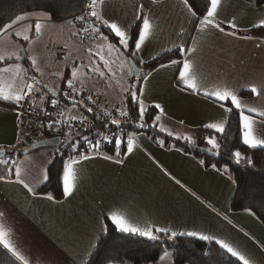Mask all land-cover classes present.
<instances>
[{"label":"crops","instance_id":"obj_1","mask_svg":"<svg viewBox=\"0 0 264 264\" xmlns=\"http://www.w3.org/2000/svg\"><path fill=\"white\" fill-rule=\"evenodd\" d=\"M97 11L110 21L131 24V31L137 22L142 23L135 20L137 12L150 16L154 35L135 56L131 51L112 56L113 52H104L108 42L102 41L99 46V38L94 45L99 49L96 52L109 59L111 74L115 69L113 64L126 61L132 71L128 59L143 70L138 79L128 83L129 86L137 84L144 87V95L140 98L146 111L152 109L153 123L155 121L159 130L163 128L162 132L166 135L172 133L166 139L180 140L186 144V148L166 144L164 140L162 145L144 133H129L128 139L131 136L135 145L131 153L127 152L125 143L120 148L119 156L115 148L102 150L94 158L82 161L77 166L78 175L72 194L67 198L63 195L59 201H50L45 198L46 194H38L37 191L46 182L39 181L45 170L48 175L56 149L50 152L44 148L31 150L32 145L25 142L28 139L20 134L17 114L10 108L13 104L0 100V149L4 152L0 159H6L12 168L11 176L0 180V212L4 213L0 223L10 229L13 244L29 259L30 264H85L95 250L91 245L96 242L102 227L106 224L114 228L107 216L117 211L134 223L147 221L178 233L196 231L215 236L230 243L251 264H264V224L251 212L230 210L234 191L231 175L223 171L224 167L213 169L203 160L204 155L192 149L199 130L219 133L205 128V124L222 123L225 128L230 113H225L220 104L233 107L231 101L217 102L214 97H206L203 91L197 93L193 89H185L177 79L182 63L165 68L146 67L150 60L164 53L179 50L180 47L194 48L196 51L188 54V57L194 61L209 89L227 85L236 90L243 102L259 106L260 98L251 94L250 85L258 84L264 77V36L252 35L251 32L264 29L253 27L264 19V3L259 5L257 0H222L217 20L224 32L218 29L198 32L194 27L198 19L194 20L181 0H161L158 4H153L152 0H105ZM36 19L35 16L27 17L0 35V55L11 57L0 62H8L0 67L20 63L22 69L27 70L21 71L15 81L16 86L31 82L29 78L35 76L39 81L35 85L39 91L34 89L38 94L36 107L40 108L52 99H59V94L64 96L60 93L61 84L70 77L72 67L79 65V57L88 52L92 37L86 42L81 35L73 36L72 33L79 29L73 19L52 22L44 17H39L43 28L41 34L36 36ZM67 21H72V24ZM228 21H233L237 27H230ZM25 28H30L28 34L31 42L15 36L16 31L24 34ZM229 32L235 35H227ZM9 35L8 41L5 40ZM6 44L12 46L6 47ZM131 48L134 49V44ZM16 55L24 57L17 61ZM29 56L37 61L41 71L32 68ZM188 57L174 60L182 62ZM141 59L145 62L141 63ZM81 72L92 78L87 82L85 75L81 76L85 84L81 85L78 80L76 87L98 100L102 95L99 90L102 92L106 84L92 80L101 78L97 74L84 69ZM148 73L152 75L147 81L143 80V75ZM105 74L109 76L107 71ZM49 89L55 90V94ZM41 96L44 97L43 104ZM66 108L72 109L67 118L76 116L80 120L86 117L83 107L74 108L71 104ZM233 110L236 109L233 107ZM158 115L160 119L155 120ZM252 115L257 120L254 135L264 138V124L259 122V117ZM180 131L184 136L180 135ZM191 132L194 136H190ZM185 137L192 138V143ZM187 147L190 150H185ZM68 149L70 151V145ZM105 154L113 157V160L103 159ZM116 160L121 162L116 163ZM16 165L24 170L22 178L34 188L36 195L28 192L23 184L15 182ZM207 242L215 243V240ZM155 264L174 262L171 256Z\"/></svg>","mask_w":264,"mask_h":264},{"label":"snow or ice","instance_id":"obj_2","mask_svg":"<svg viewBox=\"0 0 264 264\" xmlns=\"http://www.w3.org/2000/svg\"><path fill=\"white\" fill-rule=\"evenodd\" d=\"M105 3V0H90V10L88 9V5L85 6L86 11L84 14L80 16H76V21H82L87 26H82L78 29L77 32H73V36H79L81 34L87 33L90 36L96 35L98 38L104 42L107 43V48L110 53L116 52L120 55H124L125 53L131 51L132 55L135 56L137 53L141 52L142 48L146 45L147 42L153 37L154 35V25L151 23L150 16L143 15L142 12H137L135 14V20L136 21H142V23H139L136 25V28L138 29L135 36L132 34V25H123L118 22L110 21L108 19H105L100 12L97 11V8L102 7ZM153 4L160 3V0H152ZM181 3L184 4V6L187 8L188 12L191 14V16L194 18V20L198 19V24H194V27H196L198 32H205L210 31L212 29H218L220 32H224V28L221 27L220 22L217 20L218 16V8L222 4V0H207V10L204 13L202 17H197L195 11L188 5V0H181ZM141 9L143 8V5L140 6ZM35 16L37 17L35 25H34V31L35 35L39 36L41 34L43 25L41 24L39 17H44L46 20L51 19L50 13L40 12V13H24L22 15H16L14 19L11 20L10 23H6L3 25L2 28H0V34H4L7 32L8 29H11L13 25L17 24V22L30 17ZM95 18V21H90L89 18ZM99 22V25H102L104 29L109 30L108 34L106 35L101 27L97 26V23ZM66 23L72 24V21H67ZM228 24L232 28H236L237 25L233 21H228ZM253 27H264V19L259 21V24L253 25ZM30 31V28H25L24 34H22L20 31L15 32V36L18 38H21L23 41H29L30 35L28 34ZM227 35H235L234 32L226 33ZM110 37L113 40L118 41L117 43H111L109 42ZM134 41V49L130 47L131 42ZM121 48L123 49V52H121ZM179 51L182 56L188 57V54L194 53L196 49L194 48H187L180 47ZM88 52L92 56H98L100 63L103 64V68L107 70L109 74H111V66L110 61L106 59L100 52L93 53L92 49L89 48ZM6 59H11V57H5L4 55H0V62L5 61ZM15 59L17 61H20L22 59L21 55H16ZM29 60H31L32 68L35 71H41V69L37 66V61L33 59L31 56L28 57ZM141 63H144L145 61L141 59ZM182 67L178 69L179 75L178 80L184 84L185 89H193L197 93L203 91V94L206 97H214L217 102L220 101H231V105L236 109L239 110V129L241 133L242 143L244 145H247L249 148L256 149V148H264V138H259L257 135H254V125L257 123V120L254 118L252 114H255V117H259L260 123L264 124V77H261L259 83H253L250 85V92L253 96H257L260 98V104L259 106H252L249 105L246 102H243L241 99L238 98V95L236 93L235 89H232L228 87L227 85H220L217 87H214L212 89H209L207 84L203 81V79L200 77L196 65L194 61L188 57L185 58L182 62L177 60H171L169 64H160L159 68H165L169 67L170 65H177L181 64ZM81 67H86L88 73H94L99 75L101 78L105 77V71L101 69L99 64L97 63V60L90 59V63L87 65H77L73 66L71 69V75L69 78L66 79V88L64 90V98L66 100H70L72 106L75 108L77 106L86 108V111L88 113H93V107L90 105H97L98 102L92 97L87 96L83 97L81 96V91L83 90L78 89L76 87V83L79 80L80 84L83 85L84 81L81 79V76L86 75V73L81 72ZM158 70V69H155ZM21 71H27L22 69L20 63L15 64H9L5 67H0V100L5 102H10L12 104L16 105H22L23 103H29V112H32L36 107V101L35 97L33 96V92L35 89V85L39 83V81L36 80L35 76L30 77L31 82L23 83L20 86L15 85V81L18 76H20ZM129 75H135L136 77H140V73L136 72L133 68L132 71L129 72ZM152 75V73H148L146 75H143V80L147 81L149 77ZM45 88H47V85H44ZM26 89V90H25ZM139 92V97L137 95V90ZM36 91H39V89H35ZM124 92H128L130 95V99L133 104H139V120L140 123L137 124V127L143 128L147 127L144 121L145 117V106L144 101L140 97H143L144 95V87L142 85L138 86L137 84H132L129 86V88L123 89ZM49 92H52L55 94V90L49 89ZM79 97V99H77ZM41 104L44 102V97H40ZM59 101L57 99H52L51 104L53 106L58 105ZM155 107H159V105H156ZM220 107L224 109L225 113H231L233 111V107H225L224 104H220ZM41 111L43 109L41 108ZM116 111L119 112L120 117H127L129 114L127 111L116 109ZM246 112L248 114H246ZM62 114V113H61ZM39 115V113H37ZM103 115L105 117L110 116V113L104 112ZM97 119H100L99 116L96 117ZM69 119L71 120H77L76 116H72ZM87 119V117H84L80 120L81 126L83 125L84 121ZM159 115L155 117V120H159ZM60 123V121H52L50 119L47 127L53 128L55 124ZM64 123H67L65 121ZM110 124L116 125L117 128L120 127L121 120L117 118H111L109 121ZM155 123V121H154ZM41 127H44L43 124L40 125ZM108 124H105L104 127H107ZM69 128H71V125H68ZM205 128L208 129H214L216 132L223 133L224 132V124L222 123H208L204 125ZM161 131H164L163 128L160 129ZM169 136H172L171 132H168ZM67 139L65 140V143H68L69 141H72V136L70 133H66ZM87 145L88 147L85 149L84 152H80L78 147V142L70 144V146L74 149V151L77 153L76 156H70L68 160H66L63 164V172H62V185H63V195L65 198L70 196L72 194V191L75 187V180L77 179L78 170L77 166L82 161H87L89 159L94 158L95 156L99 155V149L101 148L103 141L112 142V140L115 141L116 146V155H120V148L122 141L118 136H114L111 139L109 137L105 136L103 137V140H96L95 142H92L89 140L88 136H81L80 137ZM185 140L192 143L189 137H185ZM205 141L207 145H209L208 151H212L213 149L219 150L220 144L217 142L216 137H205ZM160 143L163 145V141H160ZM134 142L131 136H129V139L127 140V152L131 153L134 148ZM218 154V153H217ZM4 156L3 149H0V157ZM231 156L234 158V162L236 164H239L242 160H246L247 164L251 166L253 164V161L251 158L242 156L240 151H234L231 153ZM103 159L105 160H113V157L104 155ZM116 163H120L121 161L116 160ZM0 163L7 165L6 159H0ZM50 163V162H49ZM203 164V161L200 162ZM212 168L215 169L216 165L213 164ZM24 170L19 166H15V177L16 183L23 184V186L28 190V192L32 193L33 195H36L34 188L31 187L28 183L25 182V180L22 178V172ZM224 172L228 171L227 165L223 168ZM0 180H5V176H0ZM48 175L47 171L45 170L42 175V180L39 182L47 181ZM179 183V181H177ZM46 199L48 200H54V196L51 193L46 194ZM245 211L250 212V209H245ZM4 213L0 212V217H3ZM107 219L111 221V225L114 226V229L116 232L126 234V235H133L138 236L142 238H146L149 241H156L161 239L160 234H163L164 237L168 241L174 240L177 236H187V237H194L198 238L202 241H213L215 240V243L219 245L220 249L225 250L227 253L231 254V257L236 258V260L242 262V264H251V261L240 251H238L235 247H233L230 243L226 242L223 239H218L215 236L206 235L200 232L196 231H187V232H176L171 230L170 228L166 227H158L154 224L145 221L143 224L140 223H134L131 221L126 215L122 213H118L117 211H112L107 216ZM108 234V225H104L102 227L101 232L98 234L96 238V242L91 245L92 248L99 247V241L102 236H105ZM0 246L3 247V249H6L8 253L11 254L12 257L15 258L16 261L20 262V264H30L29 259L26 258V256L18 250V248L13 244L12 240L10 239V229L6 227L4 223H0ZM207 255V253H205ZM172 256V253H170L167 248H165L162 252V254L159 256V261L164 262L168 260ZM107 264H113L112 258H107Z\"/></svg>","mask_w":264,"mask_h":264},{"label":"trees","instance_id":"obj_3","mask_svg":"<svg viewBox=\"0 0 264 264\" xmlns=\"http://www.w3.org/2000/svg\"><path fill=\"white\" fill-rule=\"evenodd\" d=\"M263 3L264 0H257V4L262 5ZM188 5L193 11H195L198 17H202L207 10V0H188ZM84 8L85 0H0V28L6 23H10L16 15H22L24 13L35 14L40 12L50 13V21L52 22L73 19L76 22L75 24L80 28L83 26L81 23L82 21H76L75 17L80 16L84 11ZM89 20L93 21V18H90ZM137 24H139V22H137ZM101 29L106 35L108 34L109 30L104 29L103 27ZM137 31L138 29L134 27L132 30L133 36L136 35ZM251 34L264 36V29L254 30ZM90 37H92V42L89 48L95 53L96 51H99L98 48L96 49L97 45H94L98 40V36H90L86 33L81 34V39L84 41L87 39L89 42ZM109 42L118 44V41L113 40L111 37ZM133 44L134 41L131 42L130 47H132ZM88 54L90 57L89 61H87L88 64L90 63V59H96L98 57L92 56L89 52ZM127 57L129 56L127 55ZM181 58L182 55L180 51L174 50L150 60L146 64V67L148 69H153L160 64H165L171 60ZM6 63L8 62L1 63L0 66L5 65ZM72 65H74V63ZM77 65L78 64H75L74 66ZM101 65V69L107 71L103 68L102 63ZM84 71H87L86 67L84 68ZM134 80L135 78L133 79V77H131L129 83H132ZM61 85L62 89L60 93H63V90L66 88V82H63ZM59 95L60 98L57 99L58 101L64 104V106L71 105L70 100H66L62 94ZM114 99H116V97H114ZM120 103V107L129 114L127 116V122L121 123L118 128L123 130L121 147L127 143L129 133L137 132L153 137V140L159 142L164 140L166 144L172 143L176 147L183 149L186 148V144L180 140H174L172 138L166 139V136L168 135L160 131L152 121L154 115L152 109L145 112L143 123H145L147 127H137V124L140 123L139 106L132 103L128 92L124 93L122 102ZM94 109L97 113L101 112V107H95ZM82 111L88 118L90 117L93 122H95L92 113H88L86 108H83ZM111 126L117 128L116 125ZM56 131V126L53 128L47 127L45 128L44 137L52 138L55 136ZM195 135V145H193V147L208 150L209 145H207L205 137L212 136L216 137L217 142L221 146L219 150L213 149L210 151L216 154L218 156L217 158L204 155L203 160L209 165L215 164L217 168H223L227 165L228 172L234 182V191L230 200V210L238 212L250 209V212L255 215L262 224H264V149H252L242 143L239 129V112L233 110L230 113V117L223 133L199 130ZM74 140L79 142L78 147L80 152L85 151L82 147L81 138H73L72 141L65 143L63 147L59 146L56 148L55 153H57L58 156H53V160L48 168V180L38 189V194L51 193L54 196V201L62 199L63 191L61 177L63 164L70 156H72V152H70L68 148ZM115 148V142H110L101 146L99 152ZM188 149L189 148L187 147L185 150ZM237 150L241 152L242 156L251 158L253 164L249 166L246 160H242L239 164H236L231 153ZM74 154L77 155L76 152ZM11 174L12 168L9 162L7 165H0V176H5L6 178L10 177ZM160 236L161 239L157 241H149L146 238L116 232L115 229L110 226L108 227V234L101 237L99 247L95 248L93 254L85 264H107V258H112L113 264H155L165 248L172 253L174 264H242L240 261L236 260V258L231 257V255L225 250L220 249L219 245L216 243L202 241L187 236H177L174 240L168 241L164 235ZM205 253H207V255H205ZM0 264L19 263L0 247Z\"/></svg>","mask_w":264,"mask_h":264},{"label":"built area","instance_id":"obj_4","mask_svg":"<svg viewBox=\"0 0 264 264\" xmlns=\"http://www.w3.org/2000/svg\"><path fill=\"white\" fill-rule=\"evenodd\" d=\"M89 2L90 0H85V6H89L87 10H90ZM85 11L86 8H84V11L80 15L84 14ZM33 96L35 97L36 101L38 97L37 92L34 91ZM10 108L17 114L18 127L21 136L27 139L39 140L43 138L45 128H47L50 119L52 121H60V123L54 125L57 127V131L55 132L56 137L62 135L63 133H70L72 137L78 136L88 132L91 129V123L87 119L81 126L80 121H71L65 118V106L60 101L56 106H53L50 101L42 105V107L40 108L35 107L32 112H29L28 110L29 103H23L22 105L13 104ZM41 108L43 109V111H41ZM93 110L95 111L94 108ZM37 113H39V115H37ZM65 121H67V123H64ZM41 124H43L44 127H41ZM69 124L71 125V128L68 127ZM105 136L109 137L110 139V136H112V131L110 129L103 130L100 133L95 134L92 142H95L96 140H103V137ZM86 147H88V145H86Z\"/></svg>","mask_w":264,"mask_h":264},{"label":"rangeland","instance_id":"obj_5","mask_svg":"<svg viewBox=\"0 0 264 264\" xmlns=\"http://www.w3.org/2000/svg\"><path fill=\"white\" fill-rule=\"evenodd\" d=\"M17 24H19V22H17ZM17 24H15V25H17ZM1 35V34H0ZM10 36L11 35H9V36H7L6 38H5V40H7L8 41V38H10ZM99 42V46H100V44H102V40H99L98 41ZM105 44V43H104ZM5 46V45H4ZM10 46H12V45H9V44H6V47H10ZM105 46H107V44H105ZM104 52H109V50H108V48H104ZM25 53V52H24ZM62 54V53H61ZM88 54V52L86 53V54H84L83 56L81 55L80 57H79V61H77L78 63H79V65H86L85 63H87V61L89 60V55H87ZM117 55V53L116 52H113L112 53V56H116ZM111 56V55H110ZM125 58H126V55L124 56ZM94 59V58H93ZM95 60H97V63H99V66L101 67L102 65H101V63H100V61H99V57H97ZM109 60V59H108ZM129 60V59H128ZM115 62H116V60H114ZM133 61V60H132ZM119 62V61H118ZM125 62V61H124ZM40 64H41V62H40ZM127 64V61L125 62V63H123V64H119V63H115V64H113L112 65V67L113 66H115V69H114V72L112 73V74H109V76L107 75V74H105V77L104 78H100V79H96V78H93L92 80H97V82H99V84L100 83H104V84H106L105 85V87H104V89H102V92H101V89L99 90V93H101L102 95L100 96V97H98V100H97V98H95V100L98 102V108H100L101 107V110L102 111H104V112H107L109 109H111V108H113V107H115L116 109H121V110H123L122 109V107H120V102H122V99H123V95H124V91H123V89H125V88H129V80H128V78L131 76V75H129V72L131 71L130 69H129V66H128V64ZM135 64V63H134ZM137 67V66H136ZM131 68V67H130ZM81 69H84V67H81ZM45 72H46V70H44ZM142 73V72H141ZM140 73V74H141ZM132 77H133V75H132ZM85 78H86V80H87V82H89L90 81V78H92V76L91 75H89V74H86L85 75ZM133 78H135V77H133ZM137 78H139V77H137ZM136 79V78H135ZM85 84V83H84ZM116 91H115V90ZM106 90V93L104 92ZM64 91V90H63ZM94 91H96L95 89H94ZM63 94H64V92H63ZM81 96H83V97H87V95L86 94H84V93H82V91H81ZM114 97H116V99H114ZM77 99H79V97H77ZM106 102V101H109L108 103H106V104H104V103H101V102ZM123 105V104H122ZM93 106H95V107H97V105H93ZM72 111V109H70V108H66V110H65V112H64V114H65V117H67L68 115L67 114H70V112ZM116 115H119V112L118 111H116ZM118 117H120V115L118 116ZM120 119H123V120H125L126 118L125 117H120ZM261 119V118H260ZM112 124H109V126H111ZM115 126V125H114ZM111 127H113V126H111ZM113 128H115V127H113ZM180 135L181 136H184V134H183V131H180ZM190 136H194L193 134H192V132H191V135ZM56 136H54V137H52V138H55ZM58 137H60L61 138V144H60V146L61 147H63L64 145H65V140H66V138H67V136L66 135H59ZM72 138H80V137H72ZM44 139H48V138H45V137H43V138H41V139H39V140H25V142L27 143V144H29V146H31V145H33L34 143H37L38 141H40V140H44ZM190 140H192V138H190ZM77 142V140H74V143H76ZM81 142H82V147H83V149H84V141L81 139ZM45 150H48V152H50V151H52V150H55L56 148L55 147H46V148H44ZM46 152V151H45ZM70 152H72V156H76L74 153H75V151H74V149L70 146ZM218 157V156H217ZM216 157V158H217ZM214 158V157H213Z\"/></svg>","mask_w":264,"mask_h":264},{"label":"bare ground","instance_id":"obj_6","mask_svg":"<svg viewBox=\"0 0 264 264\" xmlns=\"http://www.w3.org/2000/svg\"><path fill=\"white\" fill-rule=\"evenodd\" d=\"M90 19V18H89ZM82 23V25L83 26H87L85 23H83V22H81ZM133 62V61H132ZM134 63V62H133ZM136 66V65H135ZM138 69H140V68H138ZM141 71H140V73L143 71L142 69H140ZM134 77V76H133ZM135 78H137V77H135ZM65 90V89H64ZM90 106H92L93 108H95V106H93V105H90ZM108 113H110V116H108V117H105L104 115H103V113H104V111H102L101 110V112L100 113H97L96 112V110L92 113L93 114V118L95 119V122H93V120L89 117H87V120L91 123V129L88 131V132H86V133H84V134H81V135H78V136H73V137H81V136H88L89 137V140L90 141H92V139H93V137H94V135L95 134H97V133H100L101 131H103V130H111L112 131V136H110V139L112 138V137H114V136H118L120 139H121V141H122V139H123V130H121V129H118V128H113V127H111V126H109V121H110V119L111 118H117V119H120V117H118L119 115H116V108L115 107H113V108H111V109H109L108 111H107ZM64 116H65V114H64ZM97 116H99L100 117V119H97L96 117ZM65 118H67V117H65ZM126 119L125 120H123V119H120L121 120V123H126L127 122V120H128V118L127 117H125ZM68 120H71V119H69V118H67ZM71 121H80V120H71ZM105 124H108V126L107 127H104V125ZM62 135H66V134H62ZM55 138H60V137H55ZM48 139H52V138H48ZM44 140H46V139H44ZM41 141V140H40ZM112 142H115L114 140H112ZM107 143H110V142H108V141H103V143H102V145L101 146H103V145H105V144H107ZM60 144H61V138H60ZM86 143L84 142V149H86L87 147H86ZM60 146V145H59ZM58 146V147H59ZM58 147H55V148H58ZM202 149H204V148H202ZM204 150H206V149H204ZM206 151H208V150H206ZM208 152H210V151H208ZM198 153H200V152H198ZM210 153H212V152H210ZM200 154H202V153H200ZM55 156H58V154L57 153H55L54 154ZM202 155H205V154H202ZM205 156H208V155H205ZM209 157H212V156H209ZM214 158H216V157H214Z\"/></svg>","mask_w":264,"mask_h":264},{"label":"water","instance_id":"obj_7","mask_svg":"<svg viewBox=\"0 0 264 264\" xmlns=\"http://www.w3.org/2000/svg\"><path fill=\"white\" fill-rule=\"evenodd\" d=\"M23 55H22V59H23ZM129 64H130V67L131 69L136 71V72H139L140 73V69H138L135 64L132 62V60L129 59ZM134 77H136L135 75H133ZM60 145V138H52V139H46V140H41V141H38L37 143H34L32 146H31V150H36V149H40V148H46V147H58ZM193 150L197 151V152H200L202 154H205V155H208V156H212V157H217L216 154L214 153H210L202 148H198V147H193L192 148Z\"/></svg>","mask_w":264,"mask_h":264}]
</instances>
